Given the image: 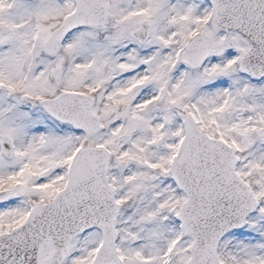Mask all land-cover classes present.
Listing matches in <instances>:
<instances>
[{
	"label": "snow or ice",
	"instance_id": "obj_1",
	"mask_svg": "<svg viewBox=\"0 0 264 264\" xmlns=\"http://www.w3.org/2000/svg\"><path fill=\"white\" fill-rule=\"evenodd\" d=\"M0 264H264V0H0Z\"/></svg>",
	"mask_w": 264,
	"mask_h": 264
}]
</instances>
